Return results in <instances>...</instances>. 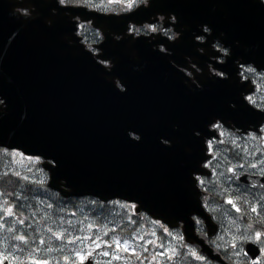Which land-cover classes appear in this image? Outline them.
I'll list each match as a JSON object with an SVG mask.
<instances>
[{
    "label": "water",
    "instance_id": "1",
    "mask_svg": "<svg viewBox=\"0 0 264 264\" xmlns=\"http://www.w3.org/2000/svg\"><path fill=\"white\" fill-rule=\"evenodd\" d=\"M37 1L36 11L21 15L11 0H0V146L42 157L41 165L50 174L49 187L64 197L122 198L137 202L139 212L143 209L170 226L182 221L188 242L199 243L202 252L223 261L195 233L192 219L194 213L202 215L211 234L215 233L216 224L200 203L194 179V173L205 171L201 163L206 156L198 151L203 148L200 137L186 118L178 129L170 124L171 113L181 107H168L166 94L147 96L156 104L153 110L136 105L141 88L163 80L145 59L137 61L127 51L134 47L121 46L144 41L126 35L127 28L122 27L145 9L106 16L71 8L102 30L105 40L99 45V57L112 62L106 69L85 48L68 16L53 14ZM191 1L194 6L187 9L205 14L209 24L242 26L211 28V39L231 48L221 69L234 80L236 61H254L264 68L261 0ZM116 34H123L121 41L115 42ZM183 34L186 40L193 36L189 29ZM117 78H124L126 92L117 87ZM232 109L228 102L221 111L232 115ZM240 182L247 183L246 177H240ZM247 247L249 252L257 248L254 243ZM78 264L97 263L89 259Z\"/></svg>",
    "mask_w": 264,
    "mask_h": 264
},
{
    "label": "flooded vegetation",
    "instance_id": "2",
    "mask_svg": "<svg viewBox=\"0 0 264 264\" xmlns=\"http://www.w3.org/2000/svg\"><path fill=\"white\" fill-rule=\"evenodd\" d=\"M11 2L21 15H31L32 10L36 11L35 3L38 1ZM40 3L50 7L53 14L68 16V20L75 23L82 42L94 57H99L102 53L99 45L105 37L100 27L93 24V20L82 19L70 8L80 10L78 13L86 9L106 16H120L145 9L143 16L122 27L127 28L126 35H132L134 39L143 37L144 41L122 43L121 46L134 47V50L127 51L137 61L145 59L144 62L152 66L154 72L166 82L149 83L146 88H141L137 93L136 105L141 108L144 104L149 109L153 101L147 96L167 94L168 106H183L171 113L170 124L178 129L185 125L183 122L186 118L195 129L194 133L200 137L203 148L199 146L198 151L206 156L201 163L205 171L194 173V178L197 180L202 203L218 224L219 230L212 236L200 216L194 214L192 218L196 232L210 245L214 238L220 236L219 240L221 239L226 228V223L218 220L212 200L209 201L208 198L213 199L215 193L211 180L219 176L225 163L222 144L227 142L226 137L229 138L230 134L240 136L239 140L250 138L246 158L236 157L234 148L232 150L234 161L229 164L228 169L231 190L222 198V202L237 220V228L231 229L230 236L233 240L236 237L241 241L240 247L236 243L230 247L218 241L217 248H214L229 264H264V68L254 61L246 64L236 61L239 72L234 80L227 71L221 69L231 53L230 47L218 39H211V28L214 27L204 20L203 15L186 10L188 5L194 4L191 0H40ZM188 29L193 34L190 40L184 39L183 34ZM122 37L123 34L113 35L115 42L121 41ZM98 61L106 69L112 66L110 58L99 57ZM122 79L117 84L120 90L126 92L124 78ZM228 102L237 113L232 117L221 111ZM238 115L240 118H237ZM244 119L246 122H243ZM206 124L207 130L204 128ZM240 177H246L247 183L240 182ZM227 201L234 203L239 210L228 205ZM143 217L154 220L147 213H143ZM155 222L167 232L180 228L185 235L184 223L181 221L173 228L156 219ZM248 242L255 243L256 251L249 253L246 248ZM188 244L181 246L183 253L169 254L163 264H225L209 259L202 253L199 244Z\"/></svg>",
    "mask_w": 264,
    "mask_h": 264
},
{
    "label": "rangeland",
    "instance_id": "3",
    "mask_svg": "<svg viewBox=\"0 0 264 264\" xmlns=\"http://www.w3.org/2000/svg\"><path fill=\"white\" fill-rule=\"evenodd\" d=\"M226 138L228 139L227 142L225 141L222 144L225 163L219 176L211 180V183H214L212 190L215 191L213 199L212 197H208L209 201L212 200V207L217 214L218 220L226 223V228L220 240V236L214 238L211 245L206 241L214 251V247L217 248L218 241L221 244H228L230 247L231 244L235 243L237 247H240L241 242L238 238L234 237L233 240L230 236L231 229L237 228V220L233 217L231 210L222 202V198L224 194H229L231 190L228 169L229 164L234 161L232 150L234 148L236 157L246 158L247 151H249L250 138L239 140L240 136L235 134H230V137L228 138L227 136ZM238 142L240 143L239 145ZM0 157L4 163L19 164L18 167L29 172V175L33 178L35 176L31 173L30 166H33L35 163L41 166L39 163L41 159L25 155L17 150H8L0 147ZM43 187L44 183H41L40 188ZM74 199L77 200V203L75 201L78 207L77 211L82 216L78 220L77 227L72 230L74 236L71 239H77H75L74 243H71V253L74 255V261L71 264L86 261L88 258L100 261L102 264H114L115 261H119V264H163L169 254L176 252L183 253L181 246L183 244L189 245L180 228L167 232L160 224L155 222V219L144 218L142 213L140 215L143 218L137 215L138 213L134 204L123 200L102 203L88 197ZM7 201L6 199H2L4 203H7ZM84 205L89 208V212L84 211L87 210ZM110 206H113L112 209H110ZM91 213L96 214V216H92ZM108 233H112V235ZM126 233H129L128 239L125 238L124 234ZM39 234L41 236L50 235L49 231L43 228ZM243 239H246V237ZM4 249L10 251V243L5 245ZM3 253H0V262L3 257L8 256ZM68 253L71 254L70 252ZM215 253L228 263L221 253L217 251ZM120 254L125 255V257H122ZM127 255H131L132 257ZM204 255L215 262H221L217 258H210L206 253ZM12 264L28 263L24 260L20 261L17 258L12 260ZM36 264L41 263L36 262ZM60 264L70 263L69 261H63Z\"/></svg>",
    "mask_w": 264,
    "mask_h": 264
},
{
    "label": "trees",
    "instance_id": "4",
    "mask_svg": "<svg viewBox=\"0 0 264 264\" xmlns=\"http://www.w3.org/2000/svg\"><path fill=\"white\" fill-rule=\"evenodd\" d=\"M18 166L4 163L0 157V252L28 264L73 263L71 243L77 238L71 239L74 236L72 230L77 227L82 216L77 211V200L65 199L49 188L48 172L38 163L30 166L34 178ZM41 183H44L43 188H40ZM2 199L8 200L7 203L2 202ZM84 207L87 209L84 211L89 212V208ZM110 207L112 209L113 206ZM91 215L96 216L94 213ZM42 228L47 229L50 235L41 236L39 233ZM124 235L126 239L129 238V233ZM9 243L10 251L4 249Z\"/></svg>",
    "mask_w": 264,
    "mask_h": 264
},
{
    "label": "snow or ice",
    "instance_id": "5",
    "mask_svg": "<svg viewBox=\"0 0 264 264\" xmlns=\"http://www.w3.org/2000/svg\"><path fill=\"white\" fill-rule=\"evenodd\" d=\"M229 203H231V201H229ZM253 211H255V209H253ZM9 213H11V209H9ZM257 235L259 236V233ZM19 239H23V237H19Z\"/></svg>",
    "mask_w": 264,
    "mask_h": 264
}]
</instances>
